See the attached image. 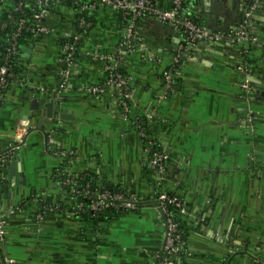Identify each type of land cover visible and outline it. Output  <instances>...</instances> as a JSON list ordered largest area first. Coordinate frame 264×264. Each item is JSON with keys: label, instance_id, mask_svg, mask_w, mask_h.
Segmentation results:
<instances>
[{"label": "crops", "instance_id": "crops-1", "mask_svg": "<svg viewBox=\"0 0 264 264\" xmlns=\"http://www.w3.org/2000/svg\"><path fill=\"white\" fill-rule=\"evenodd\" d=\"M254 4L249 28L259 43L245 54L228 38L191 45L162 102L161 74L184 37L155 16L141 17V45L125 52L134 95L129 119L114 89L100 96L86 89L103 81V55L123 42L118 12L106 6L93 12L77 72L60 94L58 48L51 40L25 46L24 81L10 87L0 109L8 131L25 115L33 122L16 160L0 171L3 208H20L9 218L2 252L17 264H162L165 226L152 199L159 188L145 173L147 152L134 122L144 114L162 122L158 137L169 155L159 190L183 197L187 206L190 232L179 264H264V0H192L187 12L211 32L227 35L239 29ZM59 18L53 15L50 23ZM61 19L59 29L72 30L71 8ZM39 87L57 89L50 94ZM32 96L55 100L56 117L45 118L42 127L48 108L32 109ZM62 165L132 187L144 201L105 230H91L64 212L38 219L35 195L70 203L53 175Z\"/></svg>", "mask_w": 264, "mask_h": 264}, {"label": "built area", "instance_id": "built-area-1", "mask_svg": "<svg viewBox=\"0 0 264 264\" xmlns=\"http://www.w3.org/2000/svg\"><path fill=\"white\" fill-rule=\"evenodd\" d=\"M71 1L75 3V6L70 5L68 0H0V109L10 87L24 81L22 72L18 73L17 69L22 67L21 60L25 46L37 45L46 40H51L55 44L58 48V58L61 62L56 77L59 88L58 94L66 88L68 82L77 72V58L83 37L93 26V20L89 15L100 6L109 7L119 13L125 25V32L120 47L103 55V81L90 84L86 89L98 96L104 94L108 88L114 89L125 119H129L132 116L134 108L132 98L134 95L130 80L117 69L121 64H125V52L134 51L141 45L137 32V22L141 17L146 15L155 16L163 23L171 24L179 29L184 37L173 54L171 65L163 70L161 74L163 81L160 90L161 102L169 99L170 91L176 85L181 72L183 54L191 45L204 40L211 41L228 38L239 44L241 51L245 54L254 43H259V38L252 34L249 28V18L256 4L251 7V10L246 12L239 29L232 34L225 35L211 32L202 23L193 19L192 15L187 12L188 7H184V4L188 1L189 6L192 2L191 0H171L170 7L161 4L159 0ZM66 8H71L75 13L73 28L70 31L59 29L60 21H62L61 13ZM53 15L60 16L58 22L55 23L56 25L50 23V18ZM24 39L28 40L23 41ZM245 87H248V84H245ZM56 89L52 87L50 90H46L45 87H39L37 90L53 94ZM140 116H135L134 122L140 140L147 152V160H149L154 171L155 184L160 189L169 155L165 150L152 152V147L157 142L155 139H150L147 143L143 142L142 138L146 133L141 126ZM147 117L151 122L152 116ZM32 128L33 122L29 117L27 119H16L12 129L9 131L0 122V171L3 167L16 160L17 153L25 144ZM64 175L65 178L60 179V176L63 177ZM54 179L65 196L67 195L61 190V185L69 186L70 191L75 195L89 196L90 203L86 207L93 211L103 210L108 207L135 211L140 208L144 201L136 190L113 192L110 189H105L101 191L99 188H93L90 182H86V184L81 186L82 177L72 176L70 168H65L63 171L58 172ZM2 195L0 186V264H17V260L14 257L2 252V247L6 244L9 218L20 208L17 206H13L9 210L3 208ZM152 199L156 202L157 212L165 226L162 264H177L175 256L183 251L187 243L181 238L179 225L174 220L168 204L175 205L186 213L185 199L179 195H170L161 190H159L157 197ZM33 200L38 204L35 214L38 219L44 218L49 213L60 212L58 205L46 203V198L41 195H35ZM84 206L83 202H79V209ZM65 213L75 215L74 212L66 211Z\"/></svg>", "mask_w": 264, "mask_h": 264}, {"label": "trees", "instance_id": "trees-1", "mask_svg": "<svg viewBox=\"0 0 264 264\" xmlns=\"http://www.w3.org/2000/svg\"><path fill=\"white\" fill-rule=\"evenodd\" d=\"M82 1L88 2L89 0H82ZM159 2L163 5H167V7L171 6V0H169L167 3L161 2L160 0H159ZM188 2H186L184 4V7H188ZM68 3L70 5L72 4L75 6V3L71 0H68ZM89 17L92 20H94L93 19V13L90 14ZM192 17L194 20L200 22V20L197 19L196 17H194V16H192ZM28 36H29V34H28ZM25 40L26 39H24L23 41H25ZM117 71L121 72L124 76H126L130 80V74L128 72V68L126 66V63L121 64L119 66V68L117 69ZM17 72L20 73V72H22V70L17 69ZM170 92L172 93V91H170ZM140 123H141V126L146 133V135L142 138L143 142L147 143L148 140L155 139L157 142L152 147V152H154L156 150H159V151L164 150V148L161 145V142L159 141V137H158V135L160 133L159 128H160L162 122H157V123H154L152 121L150 122L148 120L147 115L143 114L140 116ZM63 169H65L64 165H62L60 168L54 170V172H53L54 177H56L58 172L63 171ZM144 170H145V173L150 178H154V176H155L154 171L151 167L149 160H147L146 165L144 167ZM71 174H72V176H75V177H78V176L82 177V180L80 181L81 186L86 184V182H90V184H91V186H93V188H99L101 191H103L105 189H110L113 192H128V191H134L135 190L132 187H125L122 185H116V184L109 183L104 177L99 176V175L95 174L94 172H91L88 174L87 173L77 174V173L71 172ZM61 178L64 179L65 175L63 177L60 176V179ZM60 188L71 199L70 203H63L60 201L53 203L49 199H46V201H47L46 203H53V204L58 205L60 212H64V213L66 211L74 212L75 215L82 222V225L89 227L91 230L92 229L94 231L105 230L111 224L113 219H115L119 214L127 212V210H125V209L115 208V207H108V208H104L103 210L93 211V210L86 207L90 203V197L89 196L75 195L73 192L70 191L69 186H66V185H61ZM158 193H159V189L156 190V193L153 196L154 199L157 197ZM171 194H173V193H171ZM79 202H83L85 204V206L81 209L78 208ZM168 208L171 211V213H173V218L179 225V231L181 233V238L187 242L189 232H190V224L188 221L187 212L186 213L182 212L180 208H177L175 205H172V204H168ZM185 248H186V246L184 247L183 251L180 254L175 256L177 264H179L180 258H182L184 256Z\"/></svg>", "mask_w": 264, "mask_h": 264}, {"label": "water", "instance_id": "water-1", "mask_svg": "<svg viewBox=\"0 0 264 264\" xmlns=\"http://www.w3.org/2000/svg\"><path fill=\"white\" fill-rule=\"evenodd\" d=\"M31 101H32V103H31V108L32 109H38L40 104H43V105H45L48 108V111L45 113L44 119L40 121V126L41 127L44 124L45 118L56 117V113L54 112L55 100H51L50 102L47 103L45 100H37V99H35L32 96ZM28 117H29L28 115H25L23 118L27 119ZM61 117H63V115Z\"/></svg>", "mask_w": 264, "mask_h": 264}]
</instances>
